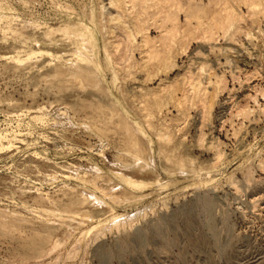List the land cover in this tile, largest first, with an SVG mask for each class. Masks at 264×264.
<instances>
[{
    "label": "rangeland",
    "instance_id": "374dc122",
    "mask_svg": "<svg viewBox=\"0 0 264 264\" xmlns=\"http://www.w3.org/2000/svg\"><path fill=\"white\" fill-rule=\"evenodd\" d=\"M0 264H264V0H0Z\"/></svg>",
    "mask_w": 264,
    "mask_h": 264
},
{
    "label": "bare ground",
    "instance_id": "6f19581e",
    "mask_svg": "<svg viewBox=\"0 0 264 264\" xmlns=\"http://www.w3.org/2000/svg\"><path fill=\"white\" fill-rule=\"evenodd\" d=\"M106 12H107V11H106ZM126 129H127V128H126ZM205 206H206V205H205ZM36 237H37V235H36ZM45 237H46V236H45ZM38 238H39V237H38ZM43 238H44V237H43ZM47 239H48V237H47ZM47 239H46V240H47ZM28 240H29V239H28ZM42 240H43V239H42ZM42 240H41V241H42ZM44 240H45V238H44ZM44 240H43V242H44ZM46 240H45V241H46ZM48 240H49V239H48ZM41 241H39L40 244L43 243V242L41 243ZM47 242H48V241H47ZM33 243H34V241H33ZM33 243H31V245H32ZM22 244H23V243H22ZM46 244H47V243H46ZM25 245H26V244H25ZM27 245H28V244H27ZM27 245H26V247H27ZM31 245L29 244L30 247H31ZM29 246H28V247H29ZM33 246H34V245H32V247H33ZM35 246H36V245H35ZM38 246H39V245H38ZM38 246H37V247H38ZM45 246H46V245H45ZM32 247H31V248H28V249H32ZM42 247H43V246H42ZM34 248H35V247H34ZM40 248H41V247H40ZM40 248H39V249H40ZM24 249H25V248H24ZM28 249H27V251H28ZM41 249H42V248H41ZM41 249H40V250H41ZM33 250H34V249H33ZM35 250H36V248H35ZM35 250H34V251H35ZM40 250H39V251H40ZM44 250H45V247H44ZM30 251H31V250H30ZM30 251H29V252H30ZM34 251H33V252H34ZM41 251H42V250H41ZM31 253H32V252H31ZM34 253H35V252H34ZM29 254H30V253H29ZM35 254H38V253H35ZM40 254H41V253L39 252V255H40ZM36 256H37V255H36ZM104 258H105V257H104Z\"/></svg>",
    "mask_w": 264,
    "mask_h": 264
}]
</instances>
